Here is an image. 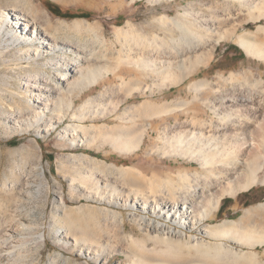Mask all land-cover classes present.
Listing matches in <instances>:
<instances>
[{"label":"bare ground","instance_id":"bare-ground-1","mask_svg":"<svg viewBox=\"0 0 264 264\" xmlns=\"http://www.w3.org/2000/svg\"><path fill=\"white\" fill-rule=\"evenodd\" d=\"M22 1L17 0V4ZM26 4L0 8V40L8 47L23 46L20 53L25 64L20 66L17 61L15 65L28 72L24 77V98L29 96L32 101L29 111L20 108L16 113L3 114V120L14 132L33 130L38 136L57 132V137L73 146H91L100 131L104 139L112 142L121 153H135L143 146L150 131L155 132L159 127L148 123L137 128L139 115L144 113L146 118H154L177 110L182 111L187 119L181 122L178 115L169 130L164 128L163 144L158 151L188 160L200 169L195 172L181 170L176 177L157 178L154 175L149 178L134 167L118 168L119 177H116L115 173L107 172L108 168L111 171L117 169L112 164L105 168L107 171L100 170L99 165L91 166L82 172V177H70L71 189H80L83 198L104 206L78 207L80 211L90 210L87 216H83L86 224H82V217L70 210L71 214L65 218L68 226L59 229L55 227L62 224L55 215V223L50 228L54 240L67 245L72 239L81 256L88 259L98 256V263H105L112 253L124 250L128 253V261L120 264H264L260 260L262 252L256 251L264 246V203L245 209L238 220H218L224 200L236 199L259 185L264 186V177H260L264 170L263 71L245 70L231 72L228 76L220 73L215 83L209 80L193 82L190 86L195 94L206 90L205 97H193V101L180 106L181 110L175 104L176 107L172 108L176 110H172L167 103L143 102L139 108L126 109L128 114L119 116L123 124L117 128L105 123L99 127L89 123L97 118V102L102 98L105 100L106 95L100 100L99 96L96 97L98 100L89 97L77 107L83 93L98 88L111 76L118 77L123 85L133 84L139 93H145L143 79L147 77L161 82L164 88L177 87L201 67H209L223 42H235L248 57L264 64V0H222L210 4L213 12L207 17L202 16V20L197 16L199 21L195 18L197 22L194 20L190 27L186 26L190 22L184 23L187 13L181 14L180 20L172 19L171 22L162 16L163 26L176 24L182 33H179L180 38L174 37L173 43L175 41L179 46L172 49L168 43L161 44L168 47L167 50L161 49L157 37L150 41L146 36L126 29L122 34L130 43L127 42L124 54L120 52L118 55L114 52L111 55L109 52L98 54L78 41L74 34L80 30L83 21L74 20L69 26L65 20L55 23L48 17L43 23L34 15L37 10L33 12L30 4L27 7ZM21 20L23 24H19ZM252 24L256 25L255 30ZM132 76L128 81L127 77ZM241 77L245 82L241 83ZM125 98L114 106L111 103L113 113L131 98V92ZM166 107L171 110H165ZM139 109L142 111L136 118L132 112ZM61 125L65 126L59 130ZM41 173L43 177L40 178H44L45 173ZM29 181L27 176L24 185L28 187ZM60 190L63 206L64 191ZM79 210L78 214L84 213ZM96 210L99 211L94 212ZM257 216L263 220V231L259 234L254 232L256 226L252 222ZM22 220L5 229L6 239L0 241V263L8 258L7 264H22L30 243L45 240L46 232L35 235L32 223L28 224L29 219ZM91 223L96 224L95 227Z\"/></svg>","mask_w":264,"mask_h":264},{"label":"rangeland","instance_id":"rangeland-1","mask_svg":"<svg viewBox=\"0 0 264 264\" xmlns=\"http://www.w3.org/2000/svg\"><path fill=\"white\" fill-rule=\"evenodd\" d=\"M24 1L27 3L26 7L30 4L29 7H32L31 9H33V12L34 10H37L34 12V15L43 23H45L48 17H51V20L55 23L60 19L65 20L69 26H71L72 21L77 19L81 22L86 21L85 23H81L80 30L74 34L75 37H77V40L84 44L88 49L99 52L98 54L109 52L110 55L113 54V52L115 55L120 54V52H122L121 54H124L125 47L130 43L129 39L125 38L126 36L122 34L126 29L127 32H135L134 34L143 37L146 36L150 41H152L154 37H157L161 49L167 50L168 47L161 45L164 43L171 45V49L176 48L179 46V43L175 44V41L173 43L174 37L178 39L180 38L178 36L182 35L181 31H179V26L176 24L172 25L173 23L168 27L163 26L161 22V19L163 18L162 16L167 17L170 19L169 22H171L172 19L180 20V17H182L181 14L183 15L187 13L184 17V23L188 24V22H190L189 26L186 25L187 27H190L194 24V20L196 21L198 18L199 20H202V16L207 17L213 12L212 7L209 6L210 4L212 5L222 2V0H160L161 2H154L156 0H153V2H150V0H29V2L27 0V2L26 0H23L20 4H17V0H0V8L5 7L6 5L15 7L23 4L22 6H25ZM56 11H59V14H57ZM23 23L24 21H19V24ZM251 27L255 30L256 25L252 24ZM69 33L72 35L71 32ZM23 49V46L17 48L8 47L0 40V241L6 239L5 229L10 228L11 225L14 226L16 222V224L21 223L23 221L22 219H29L28 224L32 223L31 227L34 228L33 232L35 235L46 232V238L42 243L32 241V244L30 243V246L27 247L26 252L22 257L25 262L21 260L24 264H120V262L128 261L127 251L118 250L112 253L111 257L105 263H98V256L93 259L81 256L72 239L69 240L67 245H64L63 243H58L54 240L53 232H51L50 235V228H52L55 223L53 218L55 215L62 224L56 227L54 226L56 229H59L61 226L66 227V224L68 226L69 222L67 223L65 218L66 215L71 213L76 214L80 218L82 217L81 223L86 224V217L84 218L83 216H87L90 210L84 209L86 210L85 214L84 211L79 210L81 206H88L87 208L94 205L98 207L104 206L101 203H96L95 201L90 202L83 198L80 195V189L75 191L72 190L70 177L75 175L82 177V172L91 169V166H100V170H108L107 172H112V174L115 173L114 175L116 177H119L117 175H119V170L121 168L128 169V167H134V169L142 171V173L149 178L154 175H156L157 178L165 177V175L176 177L178 171L185 169L188 171L193 170L192 172L200 170L197 164L189 163L188 160L180 157L166 156L163 155L162 152L160 153V148L163 144V139L161 138L164 136V128L166 127L169 130L170 126L176 123L174 118L178 115L180 116L179 121L181 122L187 119L186 116L182 114V111L179 112L176 108L181 110L180 106L183 107V103L193 101V97L200 98V95L202 96L206 93L205 90V93L203 91H196L197 94H195V90L192 89L190 84L201 80H209L210 82L215 83V80H217L216 76L220 73L228 76L231 72L245 70L257 72L260 69L264 72V64L248 57L246 53L235 44V42L229 41L223 42L221 46L218 47L215 57L209 67H201L197 73L187 78L177 87L172 86V89L169 86H165L164 88V86H161V82H154L152 77H147L148 79H143V85L146 91L145 93L143 91V93H139L133 84L123 85L118 77L111 76V79L107 81L108 83H103L101 86L99 85L98 88L94 87L95 89L93 88L91 92L83 93L81 95L83 99L77 104L78 107L79 104H82L89 97L93 96L95 99L99 96V100L105 95L107 98H104H109L108 100H103L102 98L97 102L95 109V116L97 115V118L93 120L89 119L92 120L89 121L90 124H94L97 127L107 124L110 127L117 128L123 124V120L121 121L119 116H124V113L126 116L128 114L126 109L135 106L139 108L141 104H144L145 102L155 105L167 103L172 110H176L175 112L171 111V114L168 115L163 114L161 117H156L155 115L154 118L153 116L152 118H146L147 115L144 113L140 114L142 109H139L137 112L136 110L133 112L130 111L136 115V118L139 114V116H141V118L138 116L140 119H136L137 125L139 126L137 127L135 124L137 128L140 129V127L142 128V126L148 123H153L155 127H159L155 132L150 131V134L146 136L143 146L137 152L121 153L114 145H112V142L104 139L102 133L100 131L98 132V130V133L96 134L98 137L97 141L91 144V146H73L69 141H63L57 137V132L45 136H38L33 130L18 133L10 128V124H6L2 118L3 114L16 113L20 108V110L24 109V111L31 110V106H29L32 104L31 99H29V96L24 98V77L27 76L28 72L25 69H20V66L25 64V62L21 61L22 54L20 51ZM7 61H10L11 63H7ZM17 61L20 64L18 67L19 69L15 65V62ZM33 69L37 71L39 68L33 67ZM45 72L47 73V71ZM132 78L133 76L127 77L128 81L132 80ZM241 79V83L245 82L242 77ZM240 81L237 82L239 83ZM117 86L119 88H117ZM149 87L150 89H147ZM130 92L131 98L128 99L118 111H114L113 113L110 108L111 103H113V106L116 105L120 100L126 99L125 97H127ZM207 92L209 93L208 90ZM102 94L103 96H100ZM204 95L201 98L206 96ZM111 98L112 100L110 101ZM181 102L182 104L179 105L178 103ZM99 103L103 105H100ZM170 103L173 104L171 105ZM173 106L176 108H172ZM171 109H167L166 107L165 110ZM200 109L202 111L205 110L202 106ZM182 110H184V108H182ZM208 113L211 115L210 112ZM144 115L145 118H143ZM207 116L205 118H207ZM163 125L164 127H162ZM64 126L65 125H61L59 130L63 129ZM129 126H131V124ZM132 127H134V124ZM147 127L149 128V126ZM110 164L117 169L111 171L110 168L109 170L108 167L111 166ZM42 171L45 173L44 178H40L43 177L41 173ZM116 172L118 173L116 174ZM27 176L30 177V184L28 187L27 185H24ZM260 177L261 179L264 177V170L261 171ZM60 189H63L64 191V207L61 205V199L59 196ZM259 202H264L263 185H259L252 191L244 193L236 199L228 198L224 202L221 211L223 212L226 206H231V204H237L238 207L239 205L243 207ZM105 207L112 210L114 209L106 205ZM74 209H78L80 212L84 213L78 214V210L75 211ZM115 210L120 212L118 209ZM260 210L262 211L261 208L259 211ZM98 211L99 210H96L94 212ZM221 211L218 214V220H238L242 215V213H239L227 218ZM52 214L54 215L52 216ZM93 214L96 215V213ZM19 217L23 218L21 219ZM257 217H255L256 219L254 218L252 222L254 221L253 223L256 227L260 225L259 228H257L259 231H256V227L253 223H251V227H255L254 232H258L259 234V232L261 233V231H263L261 226L263 220L259 218V216ZM90 225L95 227L96 224L91 223ZM129 227H131V225H129ZM55 228L53 229L55 230ZM244 249L248 250L249 248L244 247ZM256 251L262 252L260 260L264 261V246L261 248L258 247ZM9 261L10 259L6 258L2 260L0 264H7Z\"/></svg>","mask_w":264,"mask_h":264},{"label":"crops","instance_id":"crops-1","mask_svg":"<svg viewBox=\"0 0 264 264\" xmlns=\"http://www.w3.org/2000/svg\"><path fill=\"white\" fill-rule=\"evenodd\" d=\"M133 1H135V0H133ZM227 200V199H226ZM226 200H224L223 201V203H222V208H223V205H224V202L226 201ZM264 202H259V203H256V204H252V205H247V206H243V207H241L240 205H239V207H238V205L237 204H231V206H226V208H225V210L222 212V214L224 215V216H226L227 218H230L232 215L234 216V215H237V214H239V213H242V215L241 216H243V212H244V210L245 209H247V208H251V207H256V206H258V205H260V204H263ZM240 216V217H241ZM239 217V218H240ZM232 220V219H231Z\"/></svg>","mask_w":264,"mask_h":264},{"label":"trees","instance_id":"trees-1","mask_svg":"<svg viewBox=\"0 0 264 264\" xmlns=\"http://www.w3.org/2000/svg\"><path fill=\"white\" fill-rule=\"evenodd\" d=\"M56 13L59 14V11H56ZM251 191H252V190H251ZM240 195H242V194H240ZM240 195H239V196H240ZM239 196H238V197H239Z\"/></svg>","mask_w":264,"mask_h":264}]
</instances>
